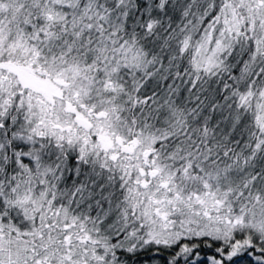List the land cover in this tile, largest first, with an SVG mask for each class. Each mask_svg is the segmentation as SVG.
I'll return each mask as SVG.
<instances>
[{
	"label": "snow or ice",
	"instance_id": "1",
	"mask_svg": "<svg viewBox=\"0 0 264 264\" xmlns=\"http://www.w3.org/2000/svg\"><path fill=\"white\" fill-rule=\"evenodd\" d=\"M0 264H264V0H0Z\"/></svg>",
	"mask_w": 264,
	"mask_h": 264
}]
</instances>
